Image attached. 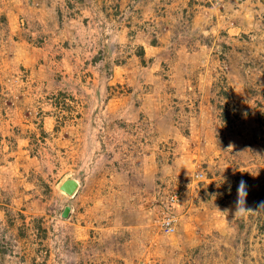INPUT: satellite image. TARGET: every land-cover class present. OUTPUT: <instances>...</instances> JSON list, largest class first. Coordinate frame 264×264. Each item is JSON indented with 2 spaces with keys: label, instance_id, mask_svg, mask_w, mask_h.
<instances>
[{
  "label": "rangeland",
  "instance_id": "rangeland-1",
  "mask_svg": "<svg viewBox=\"0 0 264 264\" xmlns=\"http://www.w3.org/2000/svg\"><path fill=\"white\" fill-rule=\"evenodd\" d=\"M262 202L264 0H0V264H264Z\"/></svg>",
  "mask_w": 264,
  "mask_h": 264
},
{
  "label": "water",
  "instance_id": "water-1",
  "mask_svg": "<svg viewBox=\"0 0 264 264\" xmlns=\"http://www.w3.org/2000/svg\"><path fill=\"white\" fill-rule=\"evenodd\" d=\"M78 186H79V184H78L77 180L68 179L62 184L60 189L63 192L67 193L68 195H73L76 192V190L78 189ZM70 209H71L70 206L65 208V210H64V212L62 214L63 218H67L68 217V214L70 213Z\"/></svg>",
  "mask_w": 264,
  "mask_h": 264
},
{
  "label": "clouds",
  "instance_id": "clouds-1",
  "mask_svg": "<svg viewBox=\"0 0 264 264\" xmlns=\"http://www.w3.org/2000/svg\"><path fill=\"white\" fill-rule=\"evenodd\" d=\"M243 186L245 189L247 188V182L243 179H241L237 184V192L239 193V190ZM238 202V201H237ZM261 205H264V202L261 203Z\"/></svg>",
  "mask_w": 264,
  "mask_h": 264
},
{
  "label": "bare ground",
  "instance_id": "bare-ground-1",
  "mask_svg": "<svg viewBox=\"0 0 264 264\" xmlns=\"http://www.w3.org/2000/svg\"><path fill=\"white\" fill-rule=\"evenodd\" d=\"M65 194V193H64ZM67 194V193H66ZM71 196V195H70Z\"/></svg>",
  "mask_w": 264,
  "mask_h": 264
}]
</instances>
